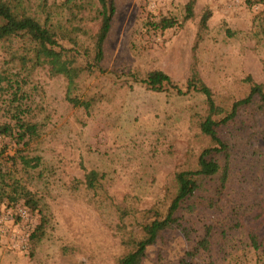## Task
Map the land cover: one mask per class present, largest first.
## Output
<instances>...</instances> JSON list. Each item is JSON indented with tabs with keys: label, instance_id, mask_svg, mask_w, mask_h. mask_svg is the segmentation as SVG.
I'll return each mask as SVG.
<instances>
[{
	"label": "rangeland",
	"instance_id": "374dc122",
	"mask_svg": "<svg viewBox=\"0 0 264 264\" xmlns=\"http://www.w3.org/2000/svg\"><path fill=\"white\" fill-rule=\"evenodd\" d=\"M25 1L35 6L41 0ZM55 1L63 0H47ZM190 1L195 2L194 13L185 19ZM71 6L91 32L97 30V0H73ZM162 15L177 17V24L164 32L148 31L147 21ZM39 50L36 45L29 68L43 86L49 118L41 140L27 152L43 155V164L10 162L8 181L21 192L44 198L54 218L46 237L33 244L39 215L26 207L22 216L23 199L15 204L7 200L0 209V264H117L126 248L113 222L116 207L110 211L104 204L90 203L84 188H74L75 180L99 168L108 172L117 205L131 206L128 196L141 209L165 202L175 172L196 167L199 154L210 144L196 123L195 109L200 108L192 107L202 98L123 85L114 76L89 72L70 51L57 63L67 72L52 75ZM104 65L111 70L161 69L180 84L196 72L213 89L219 105L227 106L247 95L248 75L264 86V5L250 7L245 0H117ZM76 87L105 94L91 116L69 101ZM240 113L235 124L222 130L235 150L233 180L238 169L246 173L251 163L264 161V111L250 107ZM255 148L263 154H254ZM259 233L264 240V225ZM247 264L264 262L255 257Z\"/></svg>",
	"mask_w": 264,
	"mask_h": 264
},
{
	"label": "trees",
	"instance_id": "16d2710c",
	"mask_svg": "<svg viewBox=\"0 0 264 264\" xmlns=\"http://www.w3.org/2000/svg\"><path fill=\"white\" fill-rule=\"evenodd\" d=\"M72 1L49 4L41 0L32 6L25 0H0V209L7 200L15 204L23 199L22 210L37 212L39 221L31 234L33 244L41 242L52 226L54 215L44 198L11 187L9 164L17 160L29 167L43 164V155L27 152L41 140L49 118L43 86L29 68L31 53L38 45L40 54L49 62L50 73L59 75L67 70L57 64L58 60L70 51L89 72L114 76L123 85L202 98L192 107L200 108L195 109L196 123L210 144L199 154L196 167L175 172L174 183L163 198L165 202L141 209L135 205L136 199L128 196L125 200L131 206L117 205L108 186V172L99 168L75 180L74 188H84L90 203L99 207L104 204L110 211L116 207L113 222L126 248L117 264H219L220 260L230 264L240 262L244 256L246 264L255 257L264 262V240L259 233L264 225V161L260 159L259 166L251 163L246 173L238 169L237 178L231 179L235 150L222 131L236 123L243 109L264 111L263 84L248 75L247 95L224 106L219 105L213 89L196 72L180 84L161 69H107L105 44L115 23L117 0H97L101 14L98 28L92 32L84 17L72 8ZM245 2L250 7L264 5V0ZM194 3H188L185 19L193 16ZM177 22L173 15H162L159 20L149 19L146 28L164 32ZM104 98L99 91L81 92L77 87L68 96L88 116ZM262 133L264 136V129ZM254 154L263 153L255 148ZM253 251L254 257L248 258Z\"/></svg>",
	"mask_w": 264,
	"mask_h": 264
},
{
	"label": "built area",
	"instance_id": "2783aa9c",
	"mask_svg": "<svg viewBox=\"0 0 264 264\" xmlns=\"http://www.w3.org/2000/svg\"><path fill=\"white\" fill-rule=\"evenodd\" d=\"M25 214H26V212L23 210V211H22V215H25Z\"/></svg>",
	"mask_w": 264,
	"mask_h": 264
}]
</instances>
